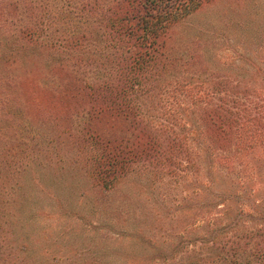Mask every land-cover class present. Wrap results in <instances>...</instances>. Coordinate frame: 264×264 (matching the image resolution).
Returning a JSON list of instances; mask_svg holds the SVG:
<instances>
[{"label": "trees", "instance_id": "16d2710c", "mask_svg": "<svg viewBox=\"0 0 264 264\" xmlns=\"http://www.w3.org/2000/svg\"><path fill=\"white\" fill-rule=\"evenodd\" d=\"M209 1L0 0V156L13 159L0 160V225L29 206L30 168L59 177L70 164L106 199L132 173H173L180 144V264H264V76H180V126L148 113L169 32ZM115 120L127 135L104 129ZM6 229L11 241L21 232L5 253L20 264L67 259L33 252L27 225ZM73 257L64 264H110L103 253Z\"/></svg>", "mask_w": 264, "mask_h": 264}, {"label": "rangeland", "instance_id": "374dc122", "mask_svg": "<svg viewBox=\"0 0 264 264\" xmlns=\"http://www.w3.org/2000/svg\"><path fill=\"white\" fill-rule=\"evenodd\" d=\"M165 46L164 68L152 75L157 79L156 91L148 113L151 122L180 126V76L198 81H214L216 76H242V81L264 76V0H210L171 29ZM180 58L189 60L187 68L180 70ZM42 96L45 102L49 100L47 94ZM7 126L0 122V129ZM104 127L122 134L128 124L115 120ZM175 133L180 138V131ZM177 149L175 161L179 165L173 173H164L158 180L146 172L132 173L106 199L91 188L82 171L70 164L59 177L52 165H45L42 171L30 168L22 176L30 194L26 197L29 206L20 211L15 205L12 218L6 217L4 226L0 225L1 233L5 234L8 225H27L25 238L33 252L39 255L45 251L54 258L66 256L61 264L72 262L73 253L85 259L103 253L110 264H133L137 257L151 259L148 264H180V144ZM1 159L3 163L13 160L8 153L5 157L1 154ZM238 179L242 183L247 178L239 175ZM212 190L214 194L229 193L222 185ZM202 195L203 202L210 201V193ZM14 231L13 241L0 233L4 245L0 248V264H20L22 256L5 254L7 245L21 240V232ZM166 259L169 261L164 262Z\"/></svg>", "mask_w": 264, "mask_h": 264}]
</instances>
